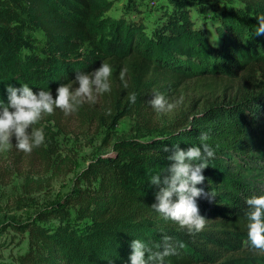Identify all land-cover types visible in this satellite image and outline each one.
<instances>
[{"label": "trees", "instance_id": "16d2710c", "mask_svg": "<svg viewBox=\"0 0 264 264\" xmlns=\"http://www.w3.org/2000/svg\"><path fill=\"white\" fill-rule=\"evenodd\" d=\"M239 1L242 7L221 1L212 44L192 29L188 8L194 0H168L164 28L170 36H150L141 23L105 16L109 0H0V99L7 100L8 84L48 87L55 95L60 83L102 60L112 64V77L126 67L171 95L216 85L229 99L204 105L166 133L115 140L110 153L97 155L74 176L70 192L31 219L9 221L6 229L27 236L16 264H129L135 237L154 250L174 249L165 257L168 264H264V250L247 239L245 217L246 198L258 193L248 177L260 158L253 127L264 102V34L254 30L264 0ZM84 43L88 53L81 50ZM202 131L216 151L197 185L208 194L197 198L208 221L193 233L150 208L158 189L148 176L168 163L165 146L186 149L199 143ZM29 153L43 162L49 156L40 146Z\"/></svg>", "mask_w": 264, "mask_h": 264}, {"label": "rangeland", "instance_id": "374dc122", "mask_svg": "<svg viewBox=\"0 0 264 264\" xmlns=\"http://www.w3.org/2000/svg\"><path fill=\"white\" fill-rule=\"evenodd\" d=\"M109 1L112 7L105 16L122 18L130 26L141 23L150 36L154 32L156 35L160 33L159 36L172 35L164 28L170 10L168 0ZM221 1L194 0L188 8L192 29L201 30L212 44H215ZM223 1L243 6L239 0ZM35 37L43 39V34L36 32ZM38 47L35 46L33 51L37 52ZM81 50L88 53L90 47L84 43ZM119 73L120 70L116 77H111V91L97 94L94 102L85 101L78 111L70 114L57 108L51 114H44L33 125L43 127L45 132L46 140L40 151L47 150L49 156L44 162L14 145L0 148V264H16L17 258L27 250L26 234L6 229L7 223L31 219L38 211L70 192L74 176L97 155L110 153L115 140L147 139L166 133L204 105L229 101L227 95H223L222 87L216 85L211 90L188 86L171 95L169 91L152 87L143 79H136L131 70L127 71L124 80ZM154 90L163 92L171 102L179 101L178 106L170 112H156L146 103ZM133 91L137 94L135 103L128 100V93ZM261 110L253 127L256 135L254 153L260 158H256L257 162L250 167L248 177L255 182L257 195L264 194V102ZM12 142L15 143L14 137ZM89 147L91 151H86Z\"/></svg>", "mask_w": 264, "mask_h": 264}, {"label": "clouds", "instance_id": "9594fccd", "mask_svg": "<svg viewBox=\"0 0 264 264\" xmlns=\"http://www.w3.org/2000/svg\"><path fill=\"white\" fill-rule=\"evenodd\" d=\"M256 18L258 26L255 27V34H264V13ZM127 71L126 67L120 70L121 80H124ZM112 74V64L102 60L99 67L92 71H77L74 79L60 83L55 95L48 87L33 91L28 83L19 86L8 84L5 89L7 100L0 99V148L14 145L19 150L31 152L41 146L46 140L44 129L33 125L44 114H51L57 108L70 114L78 111L85 101L94 102L97 94L110 92ZM124 83L127 87V82ZM128 100L135 103L136 92H129ZM146 103L156 112L166 113L175 109L179 101L171 102L163 92L154 90ZM198 140L199 143L190 144L186 149L178 144L171 145V149L165 146L168 163L148 176V182L158 189L150 208L164 219L173 220L193 233L201 231L208 221L200 214L197 203L198 197L208 194L197 185L204 182L203 169L209 166L216 151L208 142L210 135L207 131L200 132ZM86 151H91V148H86ZM211 195H215L214 192ZM245 203L247 239L251 247L264 250V194H253L246 198ZM130 248L129 264H168L165 257L174 252L170 247L154 250L139 237L131 240Z\"/></svg>", "mask_w": 264, "mask_h": 264}]
</instances>
